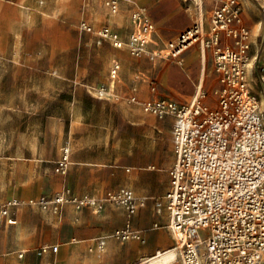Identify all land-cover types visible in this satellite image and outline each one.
Segmentation results:
<instances>
[{
  "label": "rangeland",
  "instance_id": "rangeland-1",
  "mask_svg": "<svg viewBox=\"0 0 264 264\" xmlns=\"http://www.w3.org/2000/svg\"><path fill=\"white\" fill-rule=\"evenodd\" d=\"M239 1L244 22L252 28L249 83L264 108V0ZM135 3L121 0L119 12L113 13L105 0H0V264H39L35 249L44 242L58 245L56 264H149V257L175 247L167 214L154 213L153 195L134 217L148 234L147 242L110 239L102 252L92 250V243L123 225L121 208L109 205L93 214L66 204L52 214L27 203L30 197L64 189L101 196L136 185L154 193L160 185L152 175L156 172L166 173L169 182L173 117L159 119L144 112L129 102L133 91L119 94L121 69L109 89L112 61L128 67V84L134 79L130 69L137 67L152 75L161 94L181 102H190L199 81L189 90L187 62L182 66L171 57L155 61L134 56L127 46L116 47L109 39L98 43L79 25L82 19L95 28L108 25L127 41ZM112 47L122 55L113 54ZM195 48L202 55L200 46ZM205 54L198 80L211 99L218 76L213 51ZM103 87L107 93H100ZM65 144L70 146V163L62 174L55 164ZM161 161L168 164L163 167ZM152 163L156 169L147 168ZM93 215L98 223L92 224ZM155 220L160 227L152 228ZM174 264H182L179 250Z\"/></svg>",
  "mask_w": 264,
  "mask_h": 264
},
{
  "label": "built area",
  "instance_id": "built-area-1",
  "mask_svg": "<svg viewBox=\"0 0 264 264\" xmlns=\"http://www.w3.org/2000/svg\"><path fill=\"white\" fill-rule=\"evenodd\" d=\"M212 1L215 7L209 28L200 14L190 27L162 45L154 37L155 25L144 8L132 12L134 29L127 41L108 25L95 28L86 20L79 25L93 33L98 43L109 39L116 47L127 46L132 55L151 60L171 57L182 64L183 54L196 44L213 51L219 81L213 98L199 87L188 103L165 97L140 103L146 113L174 119L169 186L162 197L155 199L154 213L167 214V226L182 264H264V108L249 83L252 34L239 0ZM120 2L105 0L113 13L119 12ZM120 68L114 59L109 89L115 86ZM260 72L264 81V64ZM100 93H107V88ZM129 102L139 101L131 96ZM69 163L70 146L65 144L60 147L55 171L66 173ZM145 202L125 186L101 196L64 189L27 201L52 214L66 204L76 211L89 209L93 214L109 205L121 208L125 213L123 226L97 237L91 247L97 252L106 248L108 239L147 242L146 231L134 226V217ZM160 226L159 220L152 224V228ZM57 252L58 245L51 244L35 249L36 256L45 259L44 264H55L48 257ZM23 255L22 251L19 256Z\"/></svg>",
  "mask_w": 264,
  "mask_h": 264
},
{
  "label": "crops",
  "instance_id": "crops-1",
  "mask_svg": "<svg viewBox=\"0 0 264 264\" xmlns=\"http://www.w3.org/2000/svg\"><path fill=\"white\" fill-rule=\"evenodd\" d=\"M135 1H136V3H135L136 7L133 9V11L136 8H144L145 9L148 16L150 17V19L152 20V22L155 25L154 37L159 42V44H161V45L163 43H165L166 41L177 37L182 31H184L185 29L190 27L194 23V21L199 17L200 14L204 18L206 28H209L210 17H211L213 9L215 7V2L212 0H190L191 3L186 4V5H184V3H183L184 0H135ZM207 3H210V6H211L210 9H209ZM82 20H84V19H82ZM247 26H248V24H247ZM249 28H251V27H249ZM133 29H134V26H133V22H132V30ZM114 31L118 32L116 30H114ZM196 45L200 46V44H196ZM196 45H194L193 47H195ZM193 47H191L189 50H187L183 54V56H182L183 57V63L180 64L183 66L185 64V62H187V65H188L189 70L191 72V73L189 72L190 74H188L189 75L188 82L187 81H185V82H187L189 84V86H190L188 88L189 90H191L190 89L191 86L197 84L196 81L197 82L199 81V83L196 85V90L199 87L206 90V88L202 84V81L198 80L199 79L198 67H200L199 62L201 60L202 61L205 60L204 59L205 55H206L205 53L211 49H205V48L200 46V48L202 49L201 51L203 52L201 55L196 48L192 49ZM112 50H113V54L122 55V51L118 52L117 49H115L113 47H112ZM109 58H110V56H109ZM213 66H214V63H213ZM120 69H121L120 73H121L122 78H121V84L119 85V89H118L119 92L118 93L119 94H121V93L127 94V93L133 91L132 96H135L138 99L139 102L137 104H139L140 106H141L140 103L142 101L149 100V99H152L155 97L156 98L157 97H165V98L174 99L173 97L163 95L160 93L157 83L153 79L152 75L149 74L147 71L137 69V67L131 68L130 73L134 74V79L133 80L130 79L129 84H128L126 79H125V74L127 73L128 67L123 64ZM179 74H180V72H179ZM217 83L219 84V81ZM124 84H126V85L123 86ZM153 86L155 87V89H153ZM123 87H127L128 90H125L126 88H123ZM190 93H191V91H188V93H186L184 98L185 99L189 98ZM174 100H176V99H174ZM176 101H178V100H176ZM179 102H181V101H179ZM183 103H187V102H183ZM173 162L171 163V165L173 164ZM160 164L163 167H165L168 164V161H161ZM151 165L154 166V168L150 167ZM170 166H169V168H170ZM147 168L148 169H156V165L152 163V164H149L147 166ZM127 170L130 171L131 168L128 167ZM152 175L154 176L155 179H158L160 182V185L158 186V190H156L154 193L146 191L144 188H141V187L136 186V185L135 186L133 185V187H130V186H125V187L133 189L138 196L144 197L146 199V202L148 201L147 196H150V195L156 196V197H154V199L160 198L165 194V192L168 189V186H169L168 176L166 173H157V172L153 173ZM154 199H153V201L155 202ZM153 206H154V204H153ZM153 210H154V208H153ZM163 215H166V213ZM91 222H92V224H94L95 222L98 223L95 215L92 216ZM124 222H125V217H124ZM167 222H168V218H167ZM121 226H123V225H121ZM134 226L136 228H138L135 224V221H134ZM138 229H140V228H138ZM113 230H111V231H113ZM93 231H94V233L97 232L98 228L96 226H94ZM146 236L148 238V234ZM109 240L110 239H108V241H107L106 247L108 246ZM43 244L57 245V244H52L49 242H44L40 245H43ZM94 244H95V241L92 243V246H94ZM94 251H96V250H94ZM48 258L53 259L55 261V264H56L57 254L56 255H50ZM37 259L39 260V264H44L45 259H40L38 257H37Z\"/></svg>",
  "mask_w": 264,
  "mask_h": 264
},
{
  "label": "bare ground",
  "instance_id": "bare-ground-1",
  "mask_svg": "<svg viewBox=\"0 0 264 264\" xmlns=\"http://www.w3.org/2000/svg\"><path fill=\"white\" fill-rule=\"evenodd\" d=\"M177 248L159 251L156 255L149 257L145 262L149 264H174L177 257Z\"/></svg>",
  "mask_w": 264,
  "mask_h": 264
}]
</instances>
